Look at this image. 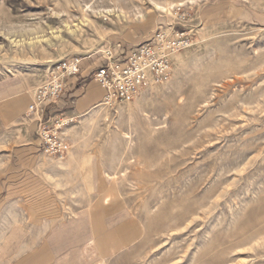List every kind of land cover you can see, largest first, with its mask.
Segmentation results:
<instances>
[{
  "label": "rangeland",
  "instance_id": "374dc122",
  "mask_svg": "<svg viewBox=\"0 0 264 264\" xmlns=\"http://www.w3.org/2000/svg\"><path fill=\"white\" fill-rule=\"evenodd\" d=\"M160 29L188 42L169 78L45 153L48 70L96 84ZM0 264H264V0H0Z\"/></svg>",
  "mask_w": 264,
  "mask_h": 264
},
{
  "label": "built area",
  "instance_id": "2783aa9c",
  "mask_svg": "<svg viewBox=\"0 0 264 264\" xmlns=\"http://www.w3.org/2000/svg\"><path fill=\"white\" fill-rule=\"evenodd\" d=\"M183 33L159 30L148 41L109 57L90 77L103 90L102 103L114 105L133 99L151 83L162 82L171 73V57L188 45ZM81 60L70 58L48 70L46 80L36 90L26 112L40 117L39 139L45 153L62 156L66 151L59 130L72 120L66 117L41 118L61 102L67 81L81 76Z\"/></svg>",
  "mask_w": 264,
  "mask_h": 264
},
{
  "label": "crops",
  "instance_id": "0c3cea01",
  "mask_svg": "<svg viewBox=\"0 0 264 264\" xmlns=\"http://www.w3.org/2000/svg\"><path fill=\"white\" fill-rule=\"evenodd\" d=\"M84 75L67 81L66 93L63 100L53 106L47 115L49 117H66L71 120L85 114L99 104L103 98V90L93 82H76Z\"/></svg>",
  "mask_w": 264,
  "mask_h": 264
}]
</instances>
